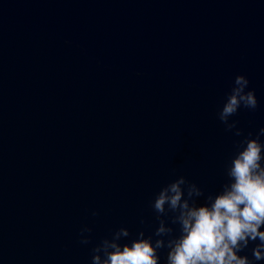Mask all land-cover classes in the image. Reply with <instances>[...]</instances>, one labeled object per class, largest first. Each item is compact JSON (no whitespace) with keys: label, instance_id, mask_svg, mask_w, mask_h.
I'll return each mask as SVG.
<instances>
[{"label":"water","instance_id":"1","mask_svg":"<svg viewBox=\"0 0 264 264\" xmlns=\"http://www.w3.org/2000/svg\"><path fill=\"white\" fill-rule=\"evenodd\" d=\"M237 75L258 107L230 119L254 138L264 0H0V264H91L119 228L154 232L179 176L219 192Z\"/></svg>","mask_w":264,"mask_h":264},{"label":"clouds","instance_id":"2","mask_svg":"<svg viewBox=\"0 0 264 264\" xmlns=\"http://www.w3.org/2000/svg\"><path fill=\"white\" fill-rule=\"evenodd\" d=\"M249 80L235 77L218 120L227 132L243 137L226 163V182L215 194H208L184 176L161 187L150 202L158 226L135 238L121 227L102 238L91 249V264H259L264 261V128L253 138L244 135L231 120L241 108L255 111L258 101ZM204 197L203 203L198 199ZM95 215V213H93ZM143 224L144 221L141 220ZM81 229V243L91 241ZM127 240V243L121 241ZM250 251L251 256L241 253Z\"/></svg>","mask_w":264,"mask_h":264}]
</instances>
